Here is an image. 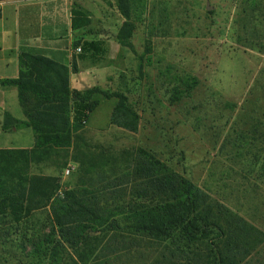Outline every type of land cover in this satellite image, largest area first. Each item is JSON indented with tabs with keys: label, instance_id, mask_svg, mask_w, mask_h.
Listing matches in <instances>:
<instances>
[{
	"label": "rangeland",
	"instance_id": "374dc122",
	"mask_svg": "<svg viewBox=\"0 0 264 264\" xmlns=\"http://www.w3.org/2000/svg\"><path fill=\"white\" fill-rule=\"evenodd\" d=\"M134 2L127 46L116 40L119 28L115 48L122 53L88 61L92 78L79 93L123 95L139 118L136 131L112 125L116 100H102L72 148L52 151L48 174L62 190L72 189L89 184L79 179L74 158L97 162L141 148L254 228L260 245L243 264H264V0ZM187 78L196 87L176 102L173 89ZM44 166L28 172L40 175ZM89 178L98 182L95 174ZM5 257V264H22ZM134 257L131 264H160L155 252Z\"/></svg>",
	"mask_w": 264,
	"mask_h": 264
},
{
	"label": "trees",
	"instance_id": "16d2710c",
	"mask_svg": "<svg viewBox=\"0 0 264 264\" xmlns=\"http://www.w3.org/2000/svg\"><path fill=\"white\" fill-rule=\"evenodd\" d=\"M134 1L113 0L123 20L116 37L122 47L134 32ZM80 50L100 54L98 43ZM150 53L146 42L143 54ZM19 66L17 79L0 86L16 88L25 121L6 115L2 132L28 128L34 146L0 150V264L5 256L22 264H131L142 249L158 254L160 264H243L256 251L254 228L141 148L97 162L74 158L79 179L89 184L68 190L59 178L29 174L52 151L72 148L102 100H116L110 121L118 128L135 132L139 118L121 94L72 92L73 66L29 54L19 56ZM182 84L173 89L176 102L196 87L191 78ZM94 174L98 182L89 178Z\"/></svg>",
	"mask_w": 264,
	"mask_h": 264
},
{
	"label": "crops",
	"instance_id": "0c3cea01",
	"mask_svg": "<svg viewBox=\"0 0 264 264\" xmlns=\"http://www.w3.org/2000/svg\"><path fill=\"white\" fill-rule=\"evenodd\" d=\"M110 0H7L0 1V81L17 79L21 54L38 55L58 64L74 67L69 88L80 92L92 78L87 62L105 57L118 58L114 37L122 22L116 17ZM85 43H98L100 54L76 50ZM89 66L91 64L89 63ZM92 67V66H91ZM23 122L25 118L14 87L0 86V150H32L30 129L2 132L5 116ZM40 175L50 176L51 155Z\"/></svg>",
	"mask_w": 264,
	"mask_h": 264
},
{
	"label": "built area",
	"instance_id": "2783aa9c",
	"mask_svg": "<svg viewBox=\"0 0 264 264\" xmlns=\"http://www.w3.org/2000/svg\"><path fill=\"white\" fill-rule=\"evenodd\" d=\"M76 53H77V55L81 54V50H80V48H78V49L76 50ZM65 175H66V176L69 175V171H68V170L65 172Z\"/></svg>",
	"mask_w": 264,
	"mask_h": 264
}]
</instances>
